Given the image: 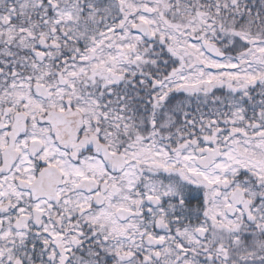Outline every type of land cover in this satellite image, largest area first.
I'll return each mask as SVG.
<instances>
[{"label":"snow or ice","instance_id":"1","mask_svg":"<svg viewBox=\"0 0 264 264\" xmlns=\"http://www.w3.org/2000/svg\"><path fill=\"white\" fill-rule=\"evenodd\" d=\"M0 264H264V0H0Z\"/></svg>","mask_w":264,"mask_h":264}]
</instances>
